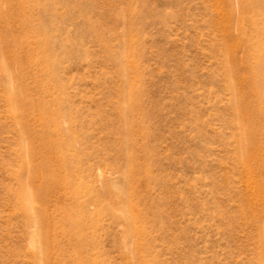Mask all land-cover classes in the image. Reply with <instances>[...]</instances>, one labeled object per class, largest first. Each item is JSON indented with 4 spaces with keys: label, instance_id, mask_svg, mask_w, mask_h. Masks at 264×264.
I'll list each match as a JSON object with an SVG mask.
<instances>
[{
    "label": "rangeland",
    "instance_id": "374dc122",
    "mask_svg": "<svg viewBox=\"0 0 264 264\" xmlns=\"http://www.w3.org/2000/svg\"><path fill=\"white\" fill-rule=\"evenodd\" d=\"M0 8V264H264V0Z\"/></svg>",
    "mask_w": 264,
    "mask_h": 264
},
{
    "label": "bare ground",
    "instance_id": "6f19581e",
    "mask_svg": "<svg viewBox=\"0 0 264 264\" xmlns=\"http://www.w3.org/2000/svg\"><path fill=\"white\" fill-rule=\"evenodd\" d=\"M0 17H4V18L8 19L9 17H11V14L2 11V9L0 8ZM256 53H257V57H258V61L259 62H258L257 68H255L253 70V74L250 76V80H251V84H250L251 85V92L250 93H251V98L253 100L254 99L256 100V101L254 100L253 102L254 103L255 102L258 103V105H261L262 103H264V74H263L264 58H263V53H262L261 49H258V51ZM17 97L20 98L19 95H16L15 98H17ZM21 98H20V102H22L24 100V99L21 100ZM256 103L254 105H252V106L257 107ZM17 108H18V106L15 105V107H14L15 111L17 110ZM261 109L264 110V107L262 106ZM45 113L47 114V111H45ZM51 117H52V119L54 120L55 123H58V119L56 117H54V116H51ZM246 127H245L246 128V133H247V136H248L247 140L249 141L251 146H248L247 152L245 154H243V155L249 156V154H251V153L253 154L254 153L253 149H255V145H254L253 142H254V139H255L257 133L253 129L252 125L246 126ZM43 128H44V134H45V136L43 135L44 136L43 142L46 143L47 141H49L50 148L53 151H56V149L59 148L60 139L55 137L52 133H50V130H49L48 126L44 125ZM45 137H47L49 139H46ZM45 174H47L48 178L56 176L55 172H52V171H49V170H46ZM257 191H258L257 195L261 196L262 197L261 199H263V201H264V183L259 182V188H258ZM263 210H264V207H263ZM71 223L74 226V230L76 229L75 232L77 233L79 231L81 233V235H83V233H84V225L81 223V221L79 219L71 218ZM78 245H79L80 249H82L84 247L83 238H82V240H80L78 242Z\"/></svg>",
    "mask_w": 264,
    "mask_h": 264
}]
</instances>
